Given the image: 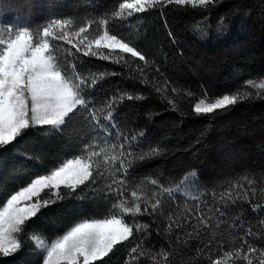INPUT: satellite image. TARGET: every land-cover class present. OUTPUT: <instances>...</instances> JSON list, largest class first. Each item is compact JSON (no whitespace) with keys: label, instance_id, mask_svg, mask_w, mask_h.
I'll list each match as a JSON object with an SVG mask.
<instances>
[{"label":"trees","instance_id":"16d2710c","mask_svg":"<svg viewBox=\"0 0 264 264\" xmlns=\"http://www.w3.org/2000/svg\"><path fill=\"white\" fill-rule=\"evenodd\" d=\"M121 2L0 0V23L43 25L50 18L51 7L56 16H75L79 23L93 19L91 36L102 30L99 20L107 19L112 31L132 36L147 50L148 84L141 82L143 77L135 70L137 64L129 70L127 66L75 54L79 70H106L110 74L93 91L98 107L118 91L145 97L119 104L115 127L108 125L107 129L111 143L119 145L127 137L128 150L137 155L151 147L162 149L160 155L134 162L128 176V199L132 188L141 183L149 196L159 190L148 183V178H137V172L175 171L183 161H188L196 172L200 186L197 197L164 193L160 197L162 207L156 213L127 218L130 223L149 227L135 232L133 238L95 264H125L130 249L137 244L145 253L137 264H154L153 255L159 264H209L218 253L238 247L249 229V241L264 245V94L258 97L256 89L247 84L248 80H264V0H216L208 9L157 7L119 20L111 14ZM52 43L61 55L65 51L75 53L64 41ZM113 72L116 74L111 75ZM232 91L250 92L251 96L216 116L198 117L192 111L204 95L216 97ZM80 135L87 140V121L74 117L64 135L48 128H32L13 145L0 150V206L8 194L29 182L35 173L46 174L70 157L68 144ZM132 136L137 139L131 140ZM96 187H82L74 197L44 208L29 223L24 238L33 232L56 238L83 217L107 214L111 204L104 201V193L93 192ZM99 187L103 188L104 182ZM226 193L231 194V200ZM257 205L260 207L254 211ZM201 212L208 226L199 225L194 231L189 225L197 224L196 215ZM177 223L180 227L175 226ZM170 224L173 227L168 231ZM162 251L169 253L167 262L159 255ZM0 264H42V256L29 241L18 253L0 258ZM236 264L245 262L238 260Z\"/></svg>","mask_w":264,"mask_h":264},{"label":"snow or ice","instance_id":"6c2138e0","mask_svg":"<svg viewBox=\"0 0 264 264\" xmlns=\"http://www.w3.org/2000/svg\"><path fill=\"white\" fill-rule=\"evenodd\" d=\"M215 3L216 0H123L111 15L115 19L125 20L157 7L208 9L209 5L214 6ZM49 15L46 23L36 27L0 23V150L13 145L32 128H48L64 135L74 117L87 121L88 138L85 140L83 135L75 137L68 144L72 152L70 157L66 156L46 174L35 173L29 182L19 186L3 200L0 206V258L18 253L30 241L42 255V264H95L114 253L117 246L133 238L135 232L149 227L147 224L130 223L128 217L156 213L162 207L161 195L167 193L171 196L172 190L160 187L149 196L141 183L132 188L131 199L127 198L128 176L134 162L160 155L162 149L159 146L151 147L137 155L128 150L127 137L119 145L111 143L107 129L108 125L115 127L113 121L119 104L145 97L143 94L118 91L105 98L102 106L98 107L93 91L110 74L106 70H79L75 54L127 66L129 70L138 60L143 67L136 65L135 70L140 72L144 84L149 83L146 69L150 61L147 50L141 48L138 41L132 36L112 31L107 19L99 20L102 30L91 36L93 19L79 23V18L75 16H56L51 7ZM53 41L66 42L75 49V53L65 51L61 55ZM128 57L133 60L130 61ZM247 84L256 89L258 97L264 94V80L258 83L248 80ZM156 91L160 92L161 89L157 88ZM188 95L193 94L189 92ZM250 96V92L239 91L216 97L204 95L198 99L192 111L198 117L216 116L248 100ZM168 102L174 105L173 100L169 99ZM136 139V136L131 137V140ZM192 175L194 177L195 173ZM101 182H104L103 188L99 187ZM148 183L159 184L155 179ZM91 185H97L93 189L95 194L104 193V201L110 202L107 214L83 217L56 238L49 239L43 233L36 232L24 238L29 223L44 208L74 197L79 189ZM225 195L232 199L231 194ZM259 207L257 205L253 210ZM202 217V212L197 214V224L189 225L194 231L199 225L208 226V221ZM175 226L180 227V224ZM172 227L170 224L168 231ZM251 235L249 229L238 247L232 251L225 250L222 255L218 253V258H210L209 264H236L238 260L245 264H264V245L251 243L248 239ZM143 255L141 244H137L130 249V259L125 264H137ZM159 255L165 262L168 261V252L162 251ZM151 258L154 264H159L156 255Z\"/></svg>","mask_w":264,"mask_h":264},{"label":"rangeland","instance_id":"374dc122","mask_svg":"<svg viewBox=\"0 0 264 264\" xmlns=\"http://www.w3.org/2000/svg\"><path fill=\"white\" fill-rule=\"evenodd\" d=\"M128 59L130 61L133 60L131 57H128ZM134 64L143 67V63L138 60L134 61ZM147 69H149V67ZM193 173H195L194 177L192 175ZM136 177H145L149 180L155 179L159 182V184L156 185L159 188L163 187L171 189L172 192H179L187 198H195L200 194V186L196 172L192 169L191 164L188 161L181 162L179 168L175 171L162 172L160 170H155L152 172H145L143 174L137 172Z\"/></svg>","mask_w":264,"mask_h":264}]
</instances>
